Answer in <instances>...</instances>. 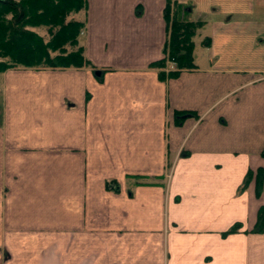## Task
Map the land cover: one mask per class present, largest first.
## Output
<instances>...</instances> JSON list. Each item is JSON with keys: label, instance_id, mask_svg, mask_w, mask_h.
<instances>
[{"label": "crops", "instance_id": "obj_1", "mask_svg": "<svg viewBox=\"0 0 264 264\" xmlns=\"http://www.w3.org/2000/svg\"><path fill=\"white\" fill-rule=\"evenodd\" d=\"M180 1L211 42L176 78L150 67L165 0H87L92 68L1 75L0 264H264V55L232 52L264 24L230 30L250 0Z\"/></svg>", "mask_w": 264, "mask_h": 264}, {"label": "trees", "instance_id": "obj_2", "mask_svg": "<svg viewBox=\"0 0 264 264\" xmlns=\"http://www.w3.org/2000/svg\"><path fill=\"white\" fill-rule=\"evenodd\" d=\"M86 9L87 0H0V77L11 68H92L79 45L85 26L81 16ZM162 18L166 31L163 58L150 67L158 69L159 79L165 80L196 69L195 37L205 22L191 18L189 7L180 0H165ZM210 42L211 38L204 36L201 45L207 48ZM168 63H173L174 70H167ZM194 116L193 112H175V122ZM250 177L251 172L246 173L239 191ZM261 177L262 171L257 173L256 194ZM107 188L117 189L112 182ZM263 223L264 211L260 209L253 230L261 232ZM238 229L235 224L227 233Z\"/></svg>", "mask_w": 264, "mask_h": 264}, {"label": "rangeland", "instance_id": "obj_3", "mask_svg": "<svg viewBox=\"0 0 264 264\" xmlns=\"http://www.w3.org/2000/svg\"><path fill=\"white\" fill-rule=\"evenodd\" d=\"M250 2H251L250 5H252L254 7L252 12H244V13H239V14L236 13L235 14V18H234L235 25L234 26H229L230 30L234 29V28L240 30V27H243V30H245V31L248 30L249 33H252L253 31H256V29H257V28H255V29L252 28L253 24H255L257 27H258L259 23H263L264 24V0H250ZM185 5H186V3H185ZM198 20H203V18L198 19ZM219 21L220 20L218 18L217 22H219ZM236 22H238V23H236ZM241 23H247V24H245V26H243V25H241ZM248 24H249L250 27L248 26ZM213 27H214V25H213ZM218 27L219 26L217 25L216 28H218ZM236 27H238V28H236ZM214 29H215V27H214ZM230 30L226 29V31H230ZM260 30L263 31V33H264V28L261 27ZM207 34L210 35L211 32L208 30L207 27H204V30L202 31V36L207 35ZM200 39L201 38H199L198 35L195 37V43H196L195 53L197 55L196 62L203 63L204 61L202 60L201 56L202 57L204 56L203 55L204 50L202 49V47L199 46V44H200L199 40ZM263 39H264V37H263ZM223 48H224V46H222V45H217L215 47V49H214V46H213L212 47V51H210V52H212V53L213 52L221 53L222 51H220V49L223 50ZM232 52H233V54L235 56V64H237V66H239V65H248L249 63H256V60L258 61V58H259L258 55L260 57H262L261 55H264V42L262 44L249 45V46L246 45V52H245V48H244L243 45L242 46H238V45L234 44ZM246 53L250 55V61L251 62H247L246 60L242 59V56L244 54H246ZM252 60H254V61H252ZM261 60H260V62L263 63L264 59L261 58Z\"/></svg>", "mask_w": 264, "mask_h": 264}, {"label": "built area", "instance_id": "obj_4", "mask_svg": "<svg viewBox=\"0 0 264 264\" xmlns=\"http://www.w3.org/2000/svg\"><path fill=\"white\" fill-rule=\"evenodd\" d=\"M168 70H174V68L168 64Z\"/></svg>", "mask_w": 264, "mask_h": 264}, {"label": "bare ground", "instance_id": "obj_5", "mask_svg": "<svg viewBox=\"0 0 264 264\" xmlns=\"http://www.w3.org/2000/svg\"><path fill=\"white\" fill-rule=\"evenodd\" d=\"M169 64V66H172L173 68H174V65H173V63H168Z\"/></svg>", "mask_w": 264, "mask_h": 264}]
</instances>
